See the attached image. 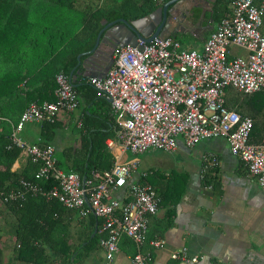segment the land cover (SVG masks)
<instances>
[{
	"label": "built area",
	"instance_id": "2783aa9c",
	"mask_svg": "<svg viewBox=\"0 0 264 264\" xmlns=\"http://www.w3.org/2000/svg\"><path fill=\"white\" fill-rule=\"evenodd\" d=\"M230 7L200 51L183 48L169 35L137 40L134 45L116 46L104 76H89L86 82L110 104L115 137L108 146L137 154L172 151L178 140L192 147L201 140L222 138L264 191V141L250 142L252 119L224 105L226 88L242 93L264 89V36L260 32L264 0H230ZM229 45L242 48L245 55L229 57ZM54 82L53 100L28 102L11 125L5 148H17L36 169L33 178L18 180L19 188H0V201L20 203L26 196H39L57 201L78 218L91 214L99 219L95 225L102 250L99 264L112 263L120 236L135 247L129 264H150V252L141 251V246L147 241L158 248L163 240L146 238L148 217L159 204L153 187L140 178L146 173L137 175L139 181L132 180L135 163L119 159L101 171H63L51 144L27 143L19 137L25 123H53L77 107V94L68 77L57 72ZM213 162V158L207 161ZM122 189L119 198L112 195ZM171 257L187 260L183 249Z\"/></svg>",
	"mask_w": 264,
	"mask_h": 264
},
{
	"label": "crops",
	"instance_id": "0c3cea01",
	"mask_svg": "<svg viewBox=\"0 0 264 264\" xmlns=\"http://www.w3.org/2000/svg\"><path fill=\"white\" fill-rule=\"evenodd\" d=\"M213 1L183 0L180 4L177 12L196 4V12L201 13L198 20L194 17L186 22L187 26L180 24L171 35L183 48L201 50L204 39L220 18L211 14ZM3 5L0 18L2 22L9 18L7 29L13 33L26 32L27 36L22 40L19 35L14 44L0 42V47L14 50L0 52V121H6L11 127L28 102L49 101L54 97L52 79L55 73L62 72L69 48L64 50L62 41H57L59 29L65 26V16L49 8L45 0H5ZM230 9L228 5L225 15ZM262 24L260 32L264 36V19ZM228 51L229 57L234 55L230 45ZM24 52L25 59L18 62ZM87 59L86 51L79 52L62 72L76 91L77 108L62 113L45 128H41V123H25L19 137L27 143L51 144L57 166L63 171H74L72 168L83 158L87 128L92 131L101 121L102 124L111 121L112 131L103 140L106 152L112 161H133L132 180H138L140 172L146 173L141 180L151 185L159 197V208L148 217L146 238L162 239L163 245L153 248L146 241L140 248L150 252V264H264V191L247 174L242 162L229 152L225 140L209 138L192 147L178 140L172 151L148 150L137 154L121 150L117 145L108 146L106 143L115 137L113 113L109 102L86 82L93 65ZM21 75L25 78L19 81ZM212 158L214 162L207 163ZM29 165L18 151L10 170L20 172ZM123 191L112 195L119 198ZM8 216L5 209L0 212V223ZM60 218L62 231L68 229L64 235L67 234L70 242H76L82 226L76 214L64 211ZM5 238L13 237L9 234L0 237ZM117 244L111 264H129L135 251L133 243L120 236ZM181 249L187 260L171 257ZM101 260L102 250L96 246L90 251H79V257L73 261L74 264H99Z\"/></svg>",
	"mask_w": 264,
	"mask_h": 264
},
{
	"label": "trees",
	"instance_id": "16d2710c",
	"mask_svg": "<svg viewBox=\"0 0 264 264\" xmlns=\"http://www.w3.org/2000/svg\"><path fill=\"white\" fill-rule=\"evenodd\" d=\"M165 1L167 0H45L50 5L49 8L63 13L65 16V26L59 29L57 39V41H62L61 46L64 50L69 48V55L63 61L62 72L74 62V58L79 52L87 51L92 47L95 36L101 28V20L111 21L119 17L131 20L151 12ZM3 3L5 4V0H0V10L4 6ZM228 5L230 6V0H214L212 16L222 17L225 15ZM9 15L8 13L7 16ZM8 20L9 18L2 22L0 18V42L14 44L19 35L22 40H26V32L13 33L7 29ZM71 21L72 26H70ZM43 31L44 34L46 31ZM45 36H47V40L51 39L47 33ZM10 39L13 40L10 41ZM11 51H14L11 47H0V52ZM50 51L54 52L53 49ZM24 59L25 52L18 57V62H22ZM24 78L25 75H21L19 81ZM52 82L51 85L55 88L54 79ZM92 93L94 95L93 89ZM40 101L42 99H38L37 102ZM224 105L235 110L241 116H249L252 119L250 142L261 143L264 141V89L252 93H242L232 88H226ZM105 122L102 124L101 121L99 126L92 131L87 128V141L82 146L83 158L76 167L72 168L74 171L86 174L88 169L104 170L110 167L112 157L106 152L103 140L110 135L112 122L109 120ZM53 123L42 122L41 128L48 127ZM10 130L9 123L0 121V188L3 190L19 188L18 180L33 178L32 173L36 169L35 165L29 163L30 165L20 172L10 170L18 156L17 148H5ZM47 183L42 181L41 184L47 185ZM4 209L9 216L4 218L3 223H0V237L9 234L13 238L0 239V264H74L73 260L79 257V251H90L98 246V234L96 231L93 234L92 232L99 219L91 214L82 218L77 217V222L82 225L81 230L77 232L78 240L70 242L67 234L64 235L68 229L62 231L64 226L59 225V222L64 211L72 210H65L57 201H48L39 196H27L20 203L0 201V212ZM56 230L59 233H55Z\"/></svg>",
	"mask_w": 264,
	"mask_h": 264
},
{
	"label": "water",
	"instance_id": "95a60500",
	"mask_svg": "<svg viewBox=\"0 0 264 264\" xmlns=\"http://www.w3.org/2000/svg\"><path fill=\"white\" fill-rule=\"evenodd\" d=\"M182 2L183 0H167L151 12L131 20L123 17L111 21L102 20V27L98 30L92 47L86 51L87 60L93 64L86 74L104 76L112 64V53L116 46L134 45L137 40L147 42L153 36H171L180 24L187 26L186 22H191L194 17L197 20L201 17V13L196 12V4L177 12ZM94 232L95 229L92 234Z\"/></svg>",
	"mask_w": 264,
	"mask_h": 264
},
{
	"label": "rangeland",
	"instance_id": "374dc122",
	"mask_svg": "<svg viewBox=\"0 0 264 264\" xmlns=\"http://www.w3.org/2000/svg\"><path fill=\"white\" fill-rule=\"evenodd\" d=\"M70 26H72V21L70 22ZM231 49H232V53L234 55H240V56H244L245 55V51L240 48V47H236V46H233V45H230Z\"/></svg>",
	"mask_w": 264,
	"mask_h": 264
},
{
	"label": "bare ground",
	"instance_id": "6f19581e",
	"mask_svg": "<svg viewBox=\"0 0 264 264\" xmlns=\"http://www.w3.org/2000/svg\"><path fill=\"white\" fill-rule=\"evenodd\" d=\"M263 25V24H262ZM262 30V29H261ZM175 34V33H174ZM173 36V35H172ZM171 36V37H172ZM70 81V80H69ZM77 108V107H76ZM56 162H57V160H56ZM58 163V162H57ZM58 165V164H57ZM137 165V164H136ZM59 166V165H58ZM60 168V167H59ZM88 170H90V169H88ZM101 171V170H100ZM133 177V176H132ZM139 181V180H138ZM121 191V190H120ZM156 193V192H155ZM157 194V193H156ZM158 195V194H157ZM125 196V195H124ZM27 197V196H26ZM161 200V199H160ZM49 201V200H48ZM161 202V201H160ZM6 204V203H5ZM159 208V207H158ZM93 216V215H92ZM152 216V215H151ZM86 217V216H85ZM150 217V216H149ZM118 245V244H117Z\"/></svg>",
	"mask_w": 264,
	"mask_h": 264
},
{
	"label": "flooded vegetation",
	"instance_id": "af4514ba",
	"mask_svg": "<svg viewBox=\"0 0 264 264\" xmlns=\"http://www.w3.org/2000/svg\"><path fill=\"white\" fill-rule=\"evenodd\" d=\"M164 3V2H163Z\"/></svg>",
	"mask_w": 264,
	"mask_h": 264
}]
</instances>
